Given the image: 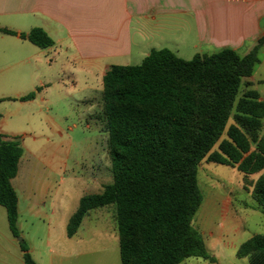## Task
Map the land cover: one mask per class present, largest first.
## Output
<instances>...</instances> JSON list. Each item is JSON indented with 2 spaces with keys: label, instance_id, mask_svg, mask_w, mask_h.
<instances>
[{
  "label": "crops",
  "instance_id": "1",
  "mask_svg": "<svg viewBox=\"0 0 264 264\" xmlns=\"http://www.w3.org/2000/svg\"><path fill=\"white\" fill-rule=\"evenodd\" d=\"M33 28L42 29L53 44L41 49L20 36ZM0 29L15 33L0 32V101L10 104L6 112L0 108V133L18 138L22 148L11 179L18 237L0 206V264H24L23 245L35 264H121L113 205L89 210L67 235L80 198L103 187L96 161L95 169L84 170L88 163L73 159L77 145L70 136L78 126L65 122L72 106L83 105L81 117L95 125L103 110L104 74L114 65L133 66L128 61L139 65L151 50L166 48L183 60L223 48L245 55L264 35V0H0ZM246 81L255 91L264 83V49ZM56 105L67 109L56 112ZM54 137L62 143L55 144ZM86 148L81 146V153ZM76 182L87 184L85 194L66 186ZM249 189L240 193L246 200L231 214L224 211L232 197L202 201L196 217L205 230H196L213 259L190 257L180 264H249L236 255L254 235L245 238L246 219L261 213Z\"/></svg>",
  "mask_w": 264,
  "mask_h": 264
},
{
  "label": "trees",
  "instance_id": "2",
  "mask_svg": "<svg viewBox=\"0 0 264 264\" xmlns=\"http://www.w3.org/2000/svg\"><path fill=\"white\" fill-rule=\"evenodd\" d=\"M20 36L41 49L53 44L40 28ZM262 49L264 35L245 55L223 48L183 60L163 48L151 50L139 65L111 66L102 78V112L112 182L80 198L67 235L89 210L113 205L121 264L212 260L193 227L203 201L197 181L202 161L235 168L244 182L259 174L252 198L264 214V98L246 81ZM21 155L19 139L0 133V206L14 237L18 212L11 179ZM22 251L24 264H35L24 245ZM236 255L264 264V232L244 241Z\"/></svg>",
  "mask_w": 264,
  "mask_h": 264
},
{
  "label": "rangeland",
  "instance_id": "3",
  "mask_svg": "<svg viewBox=\"0 0 264 264\" xmlns=\"http://www.w3.org/2000/svg\"><path fill=\"white\" fill-rule=\"evenodd\" d=\"M168 45L169 43H167L165 46ZM183 58L191 60L190 59L191 56L188 57L183 55ZM128 62L129 63L127 64L134 65V61H128ZM49 74L51 73L46 72V75ZM245 89H246L245 85H242V87L240 88V94L243 93ZM257 92L264 94V83L257 86ZM7 105L10 104H8V102L0 101V108L2 112H6L7 108L9 107ZM54 108L56 112H58L57 109L61 112H64L67 109L66 106H61V105H56ZM92 108H93L92 110L94 111L96 110L95 106H93ZM81 110L83 111L85 110V107L81 104L78 106H72V110H71L72 113L68 116L67 120H65V122H68L69 124L75 123L78 126V129L75 131L74 135L70 136L72 144L77 145L76 146L77 149L74 150V152H72V155L74 153V155L76 156L73 157V159L76 160L77 162L79 160H81L82 162L86 161L88 163L87 164L88 166L84 167V170L91 169L89 167L90 165L93 166V169H95L94 162L96 161V166L98 165L97 166L98 168H96L98 169L96 176H98L97 178L98 181H100L99 183L102 186H104L112 182L111 162H110L109 148H108V134L106 131L107 129H106L105 118L103 112L97 114V122L94 125V123L90 119L85 120L84 118L81 117V113H80L82 112ZM231 123H232V119L229 120L228 124ZM87 125H89L90 128H87ZM98 129L100 132L98 131ZM263 132H264V123H263ZM31 137H32L31 135H26L25 141L31 142L32 141ZM66 138L67 136H65V139ZM95 139H96V143L99 142L98 145L95 144ZM53 140L55 144L62 143L58 137H54ZM81 146L87 147L86 151L81 153ZM94 150H98V151L93 159ZM88 152H91V157L90 156L84 157L87 155ZM75 169L76 168L70 167L69 171H74ZM242 176L243 175L240 172H238L235 168L219 165V164L206 163L205 161H202L198 168L197 181L202 196L204 198L203 199L204 205L207 203L210 197L224 195V197L233 198V203H232L233 207L227 206L226 211L224 212L225 213L228 212L229 214L234 212L235 206L240 207L241 206L240 204H244L243 201L246 200V199H242V196H239L240 193H247L246 191H250L249 188H251L252 184L258 178L259 174L249 176L247 181L245 182H243ZM241 183L244 186H242ZM86 185L87 184H82V182L66 183V186L70 188L71 192L73 193L76 192L80 196L85 194V192H87L84 191V188L87 187ZM98 185L96 187H98ZM196 215L193 220V226L195 229L202 232L205 230L203 228L204 226L200 223ZM246 221L248 226V232L246 233L245 238H248L253 234L255 235L264 232V216L261 215V213L249 215ZM105 234L106 233L104 232V235ZM104 239L106 240V238ZM116 239L118 242V236Z\"/></svg>",
  "mask_w": 264,
  "mask_h": 264
}]
</instances>
